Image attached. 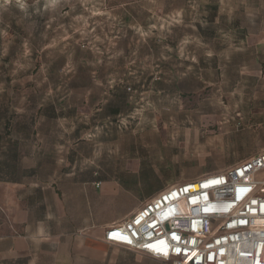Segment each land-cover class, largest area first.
<instances>
[{
    "label": "crops",
    "instance_id": "1",
    "mask_svg": "<svg viewBox=\"0 0 264 264\" xmlns=\"http://www.w3.org/2000/svg\"><path fill=\"white\" fill-rule=\"evenodd\" d=\"M237 31L215 47L174 44L134 77L148 92L123 90L126 107L105 113L104 139L0 134V264H117L114 247L142 255L108 245L106 230L164 190L264 151V37ZM139 94L154 105H132ZM237 113L243 128L224 126ZM74 119L57 128L74 131ZM98 158L109 164L100 172Z\"/></svg>",
    "mask_w": 264,
    "mask_h": 264
},
{
    "label": "rangeland",
    "instance_id": "2",
    "mask_svg": "<svg viewBox=\"0 0 264 264\" xmlns=\"http://www.w3.org/2000/svg\"><path fill=\"white\" fill-rule=\"evenodd\" d=\"M234 30L264 37V0H0V134L104 139L100 122L126 107L123 90L148 92L136 75L167 62L176 43L215 47ZM133 101L154 105L147 94ZM63 118H75L74 131L57 128ZM239 118L225 114L224 126L241 130ZM107 165L98 158V172ZM113 251L117 264H172Z\"/></svg>",
    "mask_w": 264,
    "mask_h": 264
},
{
    "label": "built area",
    "instance_id": "3",
    "mask_svg": "<svg viewBox=\"0 0 264 264\" xmlns=\"http://www.w3.org/2000/svg\"><path fill=\"white\" fill-rule=\"evenodd\" d=\"M104 239L172 264H264V151L164 190Z\"/></svg>",
    "mask_w": 264,
    "mask_h": 264
}]
</instances>
